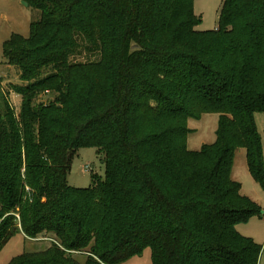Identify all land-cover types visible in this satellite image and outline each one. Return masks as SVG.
Listing matches in <instances>:
<instances>
[{"label":"trees","instance_id":"16d2710c","mask_svg":"<svg viewBox=\"0 0 264 264\" xmlns=\"http://www.w3.org/2000/svg\"><path fill=\"white\" fill-rule=\"evenodd\" d=\"M23 1L40 15L3 45L26 84L11 87L17 116L0 110V250L16 234L50 243L7 264H120L146 248L151 264H258L262 247L235 226L264 211L231 169L244 149L264 191L254 118L264 114V0H223L212 31L195 29L193 0H104L121 14L106 68L103 0ZM82 50L97 58L70 62ZM79 68L112 74L108 104L85 120L67 109ZM43 92L61 109L36 102ZM205 112L219 115L215 141L191 151L188 119ZM88 147L104 178L71 187L72 160Z\"/></svg>","mask_w":264,"mask_h":264},{"label":"rangeland","instance_id":"374dc122","mask_svg":"<svg viewBox=\"0 0 264 264\" xmlns=\"http://www.w3.org/2000/svg\"><path fill=\"white\" fill-rule=\"evenodd\" d=\"M98 0H92L93 2ZM223 0H193V13L200 19V23L195 27L198 31H212L217 27L218 14ZM105 5L104 14L100 18L106 36L107 51L105 60L107 66H111L114 61L113 55L115 42L116 20H121L117 6L112 2ZM100 7V6H99ZM93 10V8H92ZM40 12L24 5L22 0H0V110L3 111L5 103L14 112L15 116L20 111L21 97L12 91L14 85H24L20 79L19 70L6 63L3 56V45L13 34L27 37L30 31V23L39 18ZM93 16V14H92ZM92 17V33L98 23ZM99 20V21H100ZM138 47L132 45V49ZM86 52L82 50L80 54L70 58V62L84 63L88 60L94 61L97 55L92 54L88 58ZM49 73L48 69L43 70L42 75ZM112 80L110 68L102 72L90 68H79L74 78V85L71 89L68 108L71 111L80 110L79 119L85 120L90 117L93 111L103 110L110 100L109 87ZM84 89V91L82 90ZM86 91L88 94L86 95ZM36 102L50 103L61 109L62 105L57 100L54 92H43L36 98ZM257 131L261 138L262 151L264 157V114L256 112L254 115ZM219 115L216 112H205L198 119H188L187 127L190 130L186 138L187 149L198 151L202 145L211 144L215 141V133L218 125ZM105 165L102 156L97 154L95 148H81L74 156L70 170L67 175L69 186L79 189L88 188L92 183V176L97 175L104 178ZM232 180L241 186L240 193L251 199L264 211V191L260 185L251 177L247 164L244 149L235 152L231 169ZM237 232L247 238L252 239L262 247L258 264H264V214L251 216L246 222H240L235 226ZM48 238L27 239L22 234H16L10 238L0 250V264H7L10 259L23 252H39L46 249L50 243ZM85 254V253H82ZM73 254L80 263H84L85 255ZM120 264H151V251L144 249L140 256H131Z\"/></svg>","mask_w":264,"mask_h":264},{"label":"water","instance_id":"95a60500","mask_svg":"<svg viewBox=\"0 0 264 264\" xmlns=\"http://www.w3.org/2000/svg\"><path fill=\"white\" fill-rule=\"evenodd\" d=\"M22 3H23L24 5H26V6L28 5V4H27L25 1H23V0H22Z\"/></svg>","mask_w":264,"mask_h":264}]
</instances>
